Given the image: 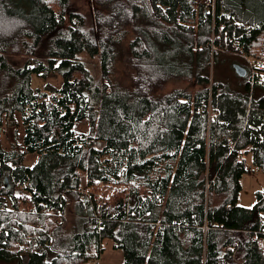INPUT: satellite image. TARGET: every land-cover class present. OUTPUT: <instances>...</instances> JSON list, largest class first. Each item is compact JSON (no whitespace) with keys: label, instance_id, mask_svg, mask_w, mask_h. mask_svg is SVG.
Returning a JSON list of instances; mask_svg holds the SVG:
<instances>
[{"label":"trees","instance_id":"trees-1","mask_svg":"<svg viewBox=\"0 0 264 264\" xmlns=\"http://www.w3.org/2000/svg\"><path fill=\"white\" fill-rule=\"evenodd\" d=\"M90 3L0 0V262L87 264L107 239L121 264H264V192L237 203L246 155L264 172V69L210 75L264 59V0Z\"/></svg>","mask_w":264,"mask_h":264},{"label":"rangeland","instance_id":"rangeland-1","mask_svg":"<svg viewBox=\"0 0 264 264\" xmlns=\"http://www.w3.org/2000/svg\"><path fill=\"white\" fill-rule=\"evenodd\" d=\"M201 2H205L206 0H200ZM72 3H76L81 10L89 11L92 7L90 0H71ZM228 61H224L222 63L220 60H217L213 66V69L210 70V75L214 77H219L220 79L224 81H228L231 84V89H237L239 88V81L244 79L245 77H240L238 74H236L233 71L234 64H239L243 66L244 68L246 66H249L250 64L247 63V60L245 57H247L250 61L253 63L259 62L260 58H255L253 56H245L244 54L237 53V52H228ZM225 55V54H224ZM226 58V59H227ZM86 62L90 68V70L95 74L98 75V64L96 63L95 59H88L85 58ZM189 71V70H188ZM47 83L49 85H59L61 80L59 77H50L46 79ZM189 79L188 77H185L183 79H180L176 82L170 83L166 86V88L176 86V87H183V86H189ZM33 84V90L36 93L37 86L42 88L44 87V83H38L35 79L32 82ZM191 89H195L197 86L195 84H190ZM78 126V128H77ZM86 124H77L76 127H74L75 131L77 133H81L82 131L86 130ZM8 132L11 131V128L7 129ZM5 135L0 134V142L2 146H6L5 144ZM26 158L24 163L27 165H31L33 161H29V157L26 155ZM251 158L250 154L246 155V165L249 168L247 173L242 175L240 179V183L242 186L241 191L238 194L237 203L241 206L250 207L255 202V191L260 190L264 192V172L261 171L259 168H256L251 165ZM254 167V168H253ZM7 183V181H6ZM99 191H97V194L99 195ZM145 195V191L143 192ZM57 217V216H56ZM59 219H63L59 218ZM64 219L67 221L66 227L60 230V233H68L69 230L73 227V217H72V205H69L67 208V212L64 215ZM103 250L100 253L99 257L97 259H92L87 262V264H121L122 262V252L120 250H115L112 248V244L109 240L105 239L102 242ZM60 249H63V247H60ZM0 264H15V262H0Z\"/></svg>","mask_w":264,"mask_h":264},{"label":"built area","instance_id":"built-area-1","mask_svg":"<svg viewBox=\"0 0 264 264\" xmlns=\"http://www.w3.org/2000/svg\"><path fill=\"white\" fill-rule=\"evenodd\" d=\"M206 5L211 8L214 7L215 5V0H206L205 1ZM257 65V68L259 69H264V59H260L258 63H256ZM87 196L90 198H93V199H97V196L96 195H91V194H87ZM261 243L264 244V237H262L261 239Z\"/></svg>","mask_w":264,"mask_h":264},{"label":"water","instance_id":"water-1","mask_svg":"<svg viewBox=\"0 0 264 264\" xmlns=\"http://www.w3.org/2000/svg\"><path fill=\"white\" fill-rule=\"evenodd\" d=\"M234 68L239 76H245L246 70L243 67L238 64H234Z\"/></svg>","mask_w":264,"mask_h":264},{"label":"crops","instance_id":"crops-1","mask_svg":"<svg viewBox=\"0 0 264 264\" xmlns=\"http://www.w3.org/2000/svg\"><path fill=\"white\" fill-rule=\"evenodd\" d=\"M198 2H200V0H198ZM1 134H2V133H1ZM4 142H5V144H6V141H4ZM6 145H7V144H6ZM4 147H6V146H4ZM28 157H29V159H30L29 161H33V163L35 162V160H36V158H37L36 155H35V156H33V155H28ZM26 159H27V158H26ZM33 163H32V164H33ZM24 164H25V163H24ZM32 164H31V165H32ZM25 165H27V164H25ZM31 165H30V166H31Z\"/></svg>","mask_w":264,"mask_h":264}]
</instances>
